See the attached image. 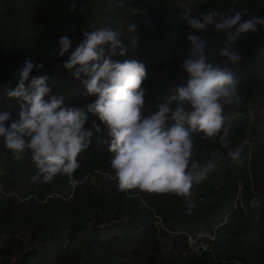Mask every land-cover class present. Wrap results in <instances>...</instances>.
Here are the masks:
<instances>
[{"label":"trees","instance_id":"trees-1","mask_svg":"<svg viewBox=\"0 0 264 264\" xmlns=\"http://www.w3.org/2000/svg\"><path fill=\"white\" fill-rule=\"evenodd\" d=\"M72 2L0 0V111L15 115L19 110L20 101L9 98L7 91L15 88L14 73L29 57L45 64L41 72L49 75L53 91L63 95L66 104L92 102L95 97L87 95L63 67L67 56L49 52L61 35L73 37L75 47L82 30L105 26L121 31L128 47L126 56L113 59L135 58L146 65L145 108L153 111L187 83V74L179 67L191 47L182 13L235 8L264 17V0H76L77 11L70 13ZM131 23L137 28L129 33ZM200 35L208 41L209 58L219 63L222 34L209 28ZM233 48L243 59L228 65L240 96L238 104L225 107L231 144L224 148L218 138L193 133V158L200 163L193 175H205L193 182L191 199L196 208L191 214L184 197L139 189L121 192L116 180L92 177L98 171L114 176L110 138L103 125L79 155L80 167L74 173L78 182L86 176L92 179L71 190L63 175L50 183L33 182L37 169L31 154L18 161L0 142V189L14 191L0 197V264H60L64 256L66 264H264V27L258 34L242 35ZM249 108L256 112L253 122ZM89 117L86 127L96 119ZM237 146L242 151L233 160L227 153ZM159 218L169 230L192 234L204 230L216 239L207 237L206 250L191 251L185 236L178 235L173 249L164 250L169 233L156 224ZM108 224H114L116 231ZM103 230L109 231L108 237L102 236ZM51 252L55 257L49 256Z\"/></svg>","mask_w":264,"mask_h":264},{"label":"clouds","instance_id":"clouds-1","mask_svg":"<svg viewBox=\"0 0 264 264\" xmlns=\"http://www.w3.org/2000/svg\"><path fill=\"white\" fill-rule=\"evenodd\" d=\"M68 11H77L76 0ZM181 19L190 29L186 40L191 47L179 65L187 74V83L153 111L145 108L146 65L135 58L113 59L126 56L128 47L122 42L123 33L111 27L82 30L75 47L73 37L61 35L57 47L49 52L50 56H67L63 67L81 82L87 95L95 97L85 106H69L63 95L53 91L49 75L41 72L45 67L42 61L29 57L21 62L14 73L18 76L16 86L7 91L9 98L20 101V108L15 115L0 111V142L18 161L31 154L37 169L33 182L50 183L63 175L76 185L78 157L103 125L110 138V165L119 191L139 189L184 197L186 210L192 213L196 208L191 199L193 182L205 175H193L200 167L193 158V133H202L205 139L218 138L222 147L229 148L231 129L226 124L225 107L238 104L240 96L228 65L243 59L233 45L244 34H258L264 17L233 8L224 12L203 9L196 14L186 11ZM136 28V23L127 26L129 33ZM209 28L224 37L219 63L209 58L208 41L200 35ZM34 71L40 74L32 75ZM89 114L96 119L86 127ZM241 151L237 146L227 154L236 160Z\"/></svg>","mask_w":264,"mask_h":264},{"label":"built area","instance_id":"built-area-1","mask_svg":"<svg viewBox=\"0 0 264 264\" xmlns=\"http://www.w3.org/2000/svg\"><path fill=\"white\" fill-rule=\"evenodd\" d=\"M248 116H249L250 121L253 122L255 117H256L255 110L252 109V108H249ZM225 120L227 121L226 118H225ZM96 174L98 176H100V177H103V178H106V179L108 178L110 181H115L114 176H111V175L107 176L106 173L98 171V172H96ZM89 179H92V177L88 178V176H86L83 181H88ZM83 181H81V182H83ZM81 182H78V183H81ZM72 186H73V189H74L76 185H72ZM238 191H240V185L238 186ZM54 194L56 196H59L57 193H54ZM235 199H237V197ZM156 224L169 233V237L164 241L165 244L167 245V250H172L173 249L174 240H175V238L178 235H184L185 236L187 245H188V247H189V249L191 251L206 250L208 248V243L205 241V238H207V237L210 238L211 240H215L216 239L215 234L207 233L204 230H199V231H197L194 234L188 233V232H185V231L169 230L167 227H165V225L163 224V221L160 218L156 221ZM100 226H104V224H101ZM186 254H187L186 251L181 253L182 256H185Z\"/></svg>","mask_w":264,"mask_h":264},{"label":"rangeland","instance_id":"rangeland-1","mask_svg":"<svg viewBox=\"0 0 264 264\" xmlns=\"http://www.w3.org/2000/svg\"><path fill=\"white\" fill-rule=\"evenodd\" d=\"M241 104H243V105H246V103L245 102H242ZM98 175L97 174H95V175H92V177H97ZM91 177V176H90ZM100 180H103V179H100ZM4 188L2 187L1 189H0V197L2 196V192H5V193H14V191H13V189H11L10 187H7L6 189H4ZM71 189H73V186L69 183L68 185H67V190H71ZM25 199H27V198H25ZM20 200H24V199H20ZM14 216V215H13ZM108 226H109V228L111 229V231H116V227H115V225L114 224H108ZM88 231H90V230H88ZM101 233V232H100ZM208 233V232H207ZM102 236L103 237H108L109 236V231L108 230H103L102 231ZM55 255L56 254H54V252H51L50 254H49V256L50 257H55ZM57 257V256H56ZM66 258H67V256H64L62 259H60L59 260V263L60 264H66Z\"/></svg>","mask_w":264,"mask_h":264},{"label":"water","instance_id":"water-1","mask_svg":"<svg viewBox=\"0 0 264 264\" xmlns=\"http://www.w3.org/2000/svg\"><path fill=\"white\" fill-rule=\"evenodd\" d=\"M163 249L164 250H167V245L165 244V242H164V245H163ZM84 258V257H83Z\"/></svg>","mask_w":264,"mask_h":264}]
</instances>
